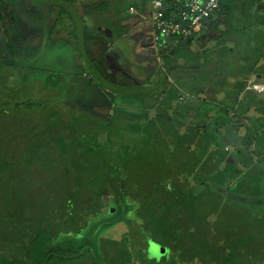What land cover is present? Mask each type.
Masks as SVG:
<instances>
[{
    "label": "trees",
    "instance_id": "1",
    "mask_svg": "<svg viewBox=\"0 0 264 264\" xmlns=\"http://www.w3.org/2000/svg\"><path fill=\"white\" fill-rule=\"evenodd\" d=\"M224 1L220 2L219 8L225 11L228 23L235 13L245 14L246 10L238 5L239 0H231L230 6H226ZM58 11L61 15L64 11L62 6ZM3 20L0 16V22ZM243 24L245 28L241 33L246 29L247 35L241 40L231 39L234 43L231 49L223 46L229 31L216 42L224 47L225 53L215 66H209L207 55L199 56L189 51L192 40L175 48L161 49V61L167 69L174 67L176 59L194 63L197 67L193 69L194 78L189 83L192 86L186 85L195 90L200 87L198 91L206 87L209 78L218 71L229 76L240 73L264 78V32L255 30L251 33V24ZM3 25L2 31L6 33L7 27ZM258 25H264L263 20L258 22L255 19L252 26L257 28ZM213 29H217V25H213ZM125 31L124 28L118 29V36L123 37ZM82 36L81 47L87 51L91 41L107 44L113 41V37L106 39L97 29L92 33L84 31ZM90 54L87 52L88 58ZM260 61L262 64L257 66ZM87 63L92 61L88 59ZM176 81L181 83L178 79ZM245 84L234 83L230 90L224 91L229 104L222 102V106L215 107L219 109L217 115L222 113L221 110L225 112L223 116L214 117L216 123L221 121L219 125L223 126V135L219 130L212 132L206 129L207 110L203 111L205 116L196 117L197 125L183 134L169 131L170 128L157 130L155 123H149V113L154 111L157 120H166V116L159 115L167 113L165 111H169L171 106L164 100L158 102V106L156 96L143 91L137 95L134 105L130 101L121 102L122 109L129 111L127 117L138 121L133 135L110 129L114 121L107 120L103 121V128L107 129V134H103L106 136L104 142L95 148H92L91 141L83 143L71 135L56 136L53 147L59 152L55 153L54 165L61 169L55 179L54 189L57 190L49 191L50 198L53 196L55 199L53 216L38 215L25 203L28 210L23 207L27 212L24 227L17 223V230L11 231L10 239L4 241L6 245H0V264H145L149 242L168 252L158 264L173 262L169 255L186 264H264V210L261 208L264 207L261 203L264 180L242 177L241 171L234 168V160L232 164L226 163L228 156L232 155L224 152L220 144H225L226 138H230L227 135L232 122L228 116L229 109L238 103ZM175 87L181 92L191 91L183 85ZM195 90L192 93L198 95ZM115 94L118 100L122 98L121 93ZM245 100L247 109L260 108L263 114L264 99L258 101L254 96L246 95ZM238 112L241 114L240 109ZM240 114L234 117L238 118ZM127 117L118 116L117 119L127 120ZM225 121L227 124L224 125ZM235 122L239 124V121ZM31 136L27 134L24 141L35 142ZM159 140H163V145L158 144ZM28 147L17 159L24 165L33 163L37 156L36 149ZM15 154L12 153L11 157ZM189 179L195 184L190 186ZM229 182H233L231 187ZM223 190H226L225 194H231L225 202L222 200ZM119 207L123 211L120 216L129 222L130 232L119 240L105 239L102 237L106 231L104 219L115 217ZM109 208L114 209L112 214ZM256 209L260 212L256 213ZM213 214L227 219L226 222L222 225L221 219L208 222ZM20 215L22 212L15 209L11 214L13 221L18 222ZM231 221L240 222L241 228L234 230ZM3 225L0 222V227ZM87 237L89 242L85 249L88 254H83L79 246L73 255L63 252L65 241L80 244Z\"/></svg>",
    "mask_w": 264,
    "mask_h": 264
},
{
    "label": "rangeland",
    "instance_id": "2",
    "mask_svg": "<svg viewBox=\"0 0 264 264\" xmlns=\"http://www.w3.org/2000/svg\"><path fill=\"white\" fill-rule=\"evenodd\" d=\"M0 1H4L1 2L0 7L4 6L7 10L5 6L8 5L9 12H13L18 20L16 21L18 24L15 25L14 17L9 15L5 17L6 22L8 21L6 33H3L1 28L4 22H0V211L2 214L0 222L4 224L0 227V245L4 246L6 245L4 241L10 239L11 231L17 230L18 224L24 227L26 210H28L25 203L38 215L53 216L55 199L53 196L50 198L49 191L55 190V179L61 169L54 165L55 153L59 152L53 147L56 136L71 135L83 143L91 141L92 148H95L104 142L106 136L103 137V134H107V129L105 131L103 127L107 120L114 121L110 129L116 132L121 131L122 134L133 135L138 121L127 117L129 111L122 109L123 103H121L129 102L131 96L127 88L133 84L139 86L135 91L132 89L137 95L143 91L152 92L156 96L157 105L158 102L164 100L167 105L171 106L166 114V120L163 119L165 121H160L159 118L157 120L153 111L149 113V123H155L157 130L170 128L169 131L175 130L181 134L190 129L193 123L191 116H186L184 111L189 103L199 108L202 107V101L211 102L213 95L209 96L210 90L205 87L204 92L200 93L197 98L192 93L193 88L187 86H192L189 83H192L193 69L197 67L194 63L189 64L187 60L176 59L174 67L167 69L161 61L163 52L160 50L163 42L148 48L144 35L150 33L149 0H71L66 5H62L64 3L60 0H52L55 5L61 3L60 6L64 10L61 15H58V8L51 7L54 10L52 13L45 14L43 11H36L35 16L28 12V9L26 14L22 11V6L29 5V0ZM85 1H89L90 4L88 7L85 6L86 8H81ZM230 1L226 0V5L230 6ZM260 1L239 0L238 2V5H245V14L251 17V22L256 18H264V12L255 8ZM97 7L100 9L96 10ZM130 9L136 14L129 15ZM19 14L22 19L19 18ZM83 15L84 18H82ZM127 16L129 18L125 19ZM21 20L23 23L20 24ZM242 21L243 14L235 13L231 23L227 26L224 23V17L220 16L217 23L218 28L215 30L212 28L208 34L204 35L200 43H197L196 39L192 40L189 51L193 54L207 53V50L214 48L215 43L222 34L225 35L226 31L229 33L225 36L224 46L231 49L234 44L232 38L241 40L247 35L246 29L243 34L241 33L245 28ZM250 24L249 29L253 33L257 28L252 26L253 23ZM96 28L109 29L113 41L108 44L98 41L96 47L93 50L90 49L91 54L88 58V51L82 49V43L81 46L75 44L73 36L78 33L82 36L84 31L92 33V30ZM121 28L126 29L123 37H119L117 33ZM141 43L144 45L141 46ZM115 51L121 56L118 53L115 54ZM169 55L171 56V53ZM88 59L92 63H87ZM198 63L201 65L202 57ZM177 79L181 82L180 84L176 81ZM176 85H183L191 91L181 92L176 89ZM117 92L123 93V99H117L115 95ZM248 94H243L244 98ZM137 95L136 100H138ZM198 99L200 103L196 101ZM180 108L182 114L175 115L174 112ZM118 116H126L127 120L123 118L118 120ZM255 116L258 115L252 112L243 120L230 117L231 130L235 128L236 134L244 137L245 134H250L252 142L242 144L243 151L241 150L239 154L232 142L235 137L229 138L228 140L232 141L227 145L230 148L229 155H232L235 169H239L243 174L247 167L244 163L248 161L256 166L258 176L264 180V154H260L264 146V130L262 129L264 120H255ZM236 120L239 124L234 123ZM124 125L127 126L124 127ZM219 128L222 130L223 126ZM27 134L32 135L36 143L25 142ZM167 135L169 136L168 133ZM88 136L90 139H87ZM248 136L244 138L246 142ZM162 141L159 140L158 144L163 145ZM220 144L223 145V143ZM28 146L36 149L37 156L33 163L24 165V162H18L17 159L24 155ZM168 148L171 149V146ZM12 153H16L14 157H11ZM246 172L249 178L257 179V172H251L249 169H246ZM198 179L201 178L198 177ZM193 184L195 182L189 179V185ZM232 185L233 182H229V186ZM59 192L61 193V190ZM225 193L226 190H223V202L231 196L230 193ZM58 200L61 198L59 197ZM261 203L264 205V195ZM261 208L264 210V207ZM15 209L22 212V215L17 218L18 222L13 221L14 217L11 216ZM121 209L119 207L115 217L104 219L106 231L102 237L105 239L119 240L122 235L130 232L128 220L120 216L123 213ZM254 211L260 212L259 209ZM106 212L105 209V215ZM220 219L221 225L227 220L222 217L217 218L213 214L207 221L212 223ZM46 221L47 219L44 220ZM231 223L234 230L241 228L240 222L231 221ZM210 228H212L211 225ZM88 242V237L80 241V244L68 240L63 244L62 250L73 255L77 253L76 251L79 250L77 246H79L83 254H88L85 249ZM149 247L146 258L148 261L146 260L145 264H158L161 257L168 253L165 250L162 254L161 248L151 242H149ZM168 257L173 262L169 260L170 262L166 264H186L176 261L173 256Z\"/></svg>",
    "mask_w": 264,
    "mask_h": 264
},
{
    "label": "crops",
    "instance_id": "3",
    "mask_svg": "<svg viewBox=\"0 0 264 264\" xmlns=\"http://www.w3.org/2000/svg\"><path fill=\"white\" fill-rule=\"evenodd\" d=\"M17 1H19V2H21V1H23V0H17ZM30 2H29V5H23L22 7H23V9H22V11H24L25 12V14L27 13V9H28V12H30L31 14H33L34 16H35V12L36 11H43L45 14H47V13H52L51 12V9L52 8H58L60 5H61V3H60V5L59 4H57V5H55L54 3H52V0H39L40 1V3H39V1L38 0H29ZM61 2H63L64 4H62V5H66L67 3H69L71 0H60ZM72 1H78V0H72ZM1 2H4V1H1ZM224 3H226V0L224 1ZM3 4V3H2ZM82 4V3H81ZM90 4V2L89 1H85L82 5H81V8L82 7H88V5ZM226 5V4H225ZM242 6L241 7H243L244 8V10H246V8H245V5H243V4H241ZM37 6V7H36ZM227 6V5H226ZM256 7L255 8H257V10L258 11H263L264 12V0H261L258 4H256L255 5ZM5 7H7V10L4 8V6H1L0 7V16L2 17V20H3V22H4V25H3V27H7V23H8V21L6 22V20L7 19H5V17L7 16V15H9V16H12V17H14V19H15V21H13V23H15V25H17L18 24V22H16V21H18V20H16V17H15V15H14V13L13 12H9L10 11V9H9V6L8 5H6ZM52 7V8H51ZM85 7V8H86ZM53 10V9H52ZM2 13V14H1ZM258 13H261V12H258ZM34 16H32V17H34ZM53 16V14L51 15V17ZM220 16H223L224 17V23H225V25H229L230 23H228L227 21H226V14H225V11L222 9V11H220V8H219V10H218V12L216 13V14H214V16L212 17V19L210 20V22H209V25H208V29L204 32V33H202V34H200V35H198V36H196L194 39H196L197 40V43H200V41H201V39L204 37V35H206V34H208V32L209 31H211L212 30V28H213V25H217V23H218V21H219V18H220ZM248 14H244L243 15V21H242V25H244L243 23H246V22H248L249 24L250 23H254V21L253 22H251L250 20H251V17L250 18H248ZM85 16L83 15V17L82 18H84ZM19 18H21L22 19V16L19 14ZM18 19V18H17ZM263 20V22H264V18H261V19H258V18H256V21H262ZM23 20H21L20 21V24L21 23H23L22 22ZM54 23H55V20H54ZM53 23V24H54ZM210 24H212L211 26H210ZM217 28H218V26H217ZM97 29V28H96ZM228 29V28H227ZM226 29V30H227ZM215 30V29H214ZM257 31L260 33H263L264 32V25H258L257 26ZM70 32H71V30H70ZM228 31H226L225 33H227ZM224 33V32H223ZM125 36V35H124ZM222 36H224L223 34H222ZM221 36V37H222ZM193 39V40H194ZM233 39V38H232ZM83 40V36H81V33H78L77 34V37H75L74 38V42H75V44H79V46H81V41ZM97 42L98 41H91L90 43H89V45H88V53H90V49L91 50H93V48H95L96 47V44H97ZM224 46V45H223ZM224 47H222V46H220L219 44H217V43H215V46H214V48H211V49H209V50H207L208 52L206 53V52H204V53H201V52H196L199 56H205V55H207L208 56V64H209V66L211 65V66H215V63H217V60H218V58L219 57H221V56H223L224 55V53H225V51H224V49H223ZM221 51V52H220ZM109 53H112V52H110L109 51ZM115 54H117L118 53V55H120V53L119 52H114ZM220 53H221V55H220ZM121 56V55H120ZM217 59V60H216ZM218 64V63H217ZM240 65H242L243 63L242 62H240L239 63ZM262 64V61H260L258 64H257V66H260ZM231 68V67H230ZM145 69V68H144ZM142 71V70H141ZM194 78V77H193ZM193 81V80H192ZM236 82H244V83H246L245 84V87L247 86V84L248 83H250V82H255L256 84H259V85H263L264 86V78H262L261 76H259V75H250V76H246V75H244V74H235V75H225V73L223 72H215V74L213 75V76H211L210 78H209V84L206 86V88H207V90H210V93H208V95L209 96H211V95H213V100L211 101V102H209V101H207L206 102V100L203 102L202 100V107H199V108H195L196 106H194V104L193 105H191L190 103H189V101H188V103H189V105L185 108V115L186 116H191V118H192V120H193V123H192V125H191V127L190 128H193V127H195V125H197V123H198V119H196V117L199 115V113H200V115L199 116H205V114L203 113V111L204 110H207L208 111V114L206 115V116H208L207 117V119H206V129L207 130H209V131H215V130H219L218 132H219V134L220 135H223L224 134V129H220L219 128V126H222V125H219V122H221V121H218L217 123L214 121V117L215 116H220V115H222V114H224L225 112H223L222 110H221V114L220 115H217V113H218V110L219 109H217V108H215L216 106H218V105H221L222 106V102H224V105L225 104H229V102L226 100V98H225V94H224V91L225 90H230L231 88H232V86H233V84L234 83H236ZM188 84V83H187ZM218 85V86H217ZM137 87H139V86H136V84H133V85H131V86H129L127 89L129 90V95L131 96L130 97V102H131V104L132 105H134L135 104V102H136V93L135 92H133L132 91V89L135 91L136 89H137ZM200 87H198V89H199ZM204 88L205 87H203L202 88V91L200 92V91H198V89L197 90H195L194 88H193V90H195V92L197 91V92H199L198 93V95H195V96H197V98H199V95H200V93H202V92H204ZM192 89V88H191ZM201 89V88H200ZM145 93H147V91L145 92ZM121 94H123V93H121ZM194 94V93H193ZM243 94H245V92L243 91L242 92V94H240L239 96L240 97H238V103L236 104V106H230L231 108L229 109V118L230 117H234V115H237V114H240L238 111H239V109H240V111H241V114H240V116H238V118L240 119V120H243V119H245L246 118V116H249L250 114H252V112L253 113H255V115H258V116H255L254 118H255V120H264V111H263V114H262V111L260 110V108L259 109H253V108H251V109H247V107H248V102H244V101H246L245 100V98H244V95ZM116 95V94H115ZM178 95V94H177ZM176 95V98L178 97ZM202 95V94H201ZM249 95V97H252V96H254L258 101H261L262 99H264V93H262V94H252V93H249L248 94ZM256 95V96H255ZM260 95H262L261 97H260ZM116 97H117V95H116ZM117 99H118V97H117ZM177 100H178V98H177ZM191 100V99H190ZM194 100V99H193ZM196 101H198L199 103H200V100L198 99V100H196ZM241 101V103H239ZM244 102V105H242V103ZM160 103V102H159ZM183 104L184 103H186V102H182ZM223 105V106H224ZM158 106H160V105H158ZM212 106H214V107H212ZM132 107V106H131ZM134 108V107H133ZM203 109V110H202ZM222 109V108H221ZM246 110V111H245ZM257 110V111H256ZM170 111V110H169ZM165 112H168V111H165ZM182 112V110H181V108H180V110H177L176 112H174V114L176 115H180V114H182L181 113ZM236 112V113H235ZM244 112H246V113H244ZM150 113H153V111H151ZM180 113V114H179ZM167 113H164V114H161V115H159V116H167L166 115ZM148 116H150V114L148 115ZM223 116V115H222ZM220 119V118H219ZM218 119V120H219ZM217 124H218V127H217ZM258 125L260 124L259 122L257 123ZM250 127V126H249ZM251 128V127H250ZM262 128V127H261ZM263 130H264V128H262ZM228 131H229V133L227 134L228 135V137H232V138H234L233 139V141L230 139V140H228L227 138H226V143L225 144H223V151L224 152H226L227 154H230V148H229V146L227 145V143H229V142H233V144H234V146L236 147V151H237V153L239 154V153H241V150L243 151V145L242 144H247V143H251L252 141H251V135L250 134H245V137H247L248 135V140H247V142L245 141V137L244 136H240L239 134H236V132H235V128L234 129H232L231 130V127H229L228 128ZM239 133V132H238ZM230 135V136H229ZM214 148H211L210 150H213ZM260 154H264V146H263V149H261L260 150ZM229 157V156H228ZM232 157V156H231ZM245 165L244 166H247L246 168H245V170H244V172H243V174H241V176L243 177H246V176H248V174H247V172H246V169H249L251 172H254V173H256V175H257V179L258 180H260L259 178H260V176H258V174H259V172H258V169L256 170V166L253 164V163H249L248 161L247 162H245L244 163ZM240 176V177H241ZM250 177H253V176H250ZM251 179V178H250ZM234 198H236V197H234Z\"/></svg>",
    "mask_w": 264,
    "mask_h": 264
},
{
    "label": "built area",
    "instance_id": "4",
    "mask_svg": "<svg viewBox=\"0 0 264 264\" xmlns=\"http://www.w3.org/2000/svg\"><path fill=\"white\" fill-rule=\"evenodd\" d=\"M222 0H149L148 20L153 42L161 49L184 45L188 40L204 33ZM128 14L133 16L132 9ZM245 92L261 94L264 86L250 82Z\"/></svg>",
    "mask_w": 264,
    "mask_h": 264
},
{
    "label": "water",
    "instance_id": "5",
    "mask_svg": "<svg viewBox=\"0 0 264 264\" xmlns=\"http://www.w3.org/2000/svg\"><path fill=\"white\" fill-rule=\"evenodd\" d=\"M97 32L99 34H101L104 38L111 40L112 39V34L111 31L109 29H101V28H97ZM150 40H152V38H150ZM226 163H233V159L231 156H229L226 160ZM109 213L112 214L114 212V209L109 208ZM161 253L164 254L165 253V249H161Z\"/></svg>",
    "mask_w": 264,
    "mask_h": 264
},
{
    "label": "flooded vegetation",
    "instance_id": "6",
    "mask_svg": "<svg viewBox=\"0 0 264 264\" xmlns=\"http://www.w3.org/2000/svg\"><path fill=\"white\" fill-rule=\"evenodd\" d=\"M144 36H145V42L147 43L146 45L149 46L148 48H150V47L152 48L155 45V43L152 40H150V38H152V36H153L152 32H151V29H150V33L146 34ZM138 39L140 40V36H138ZM142 45H144V44L141 43V46ZM142 49H144V48H142ZM252 94H254V93H252Z\"/></svg>",
    "mask_w": 264,
    "mask_h": 264
},
{
    "label": "clouds",
    "instance_id": "7",
    "mask_svg": "<svg viewBox=\"0 0 264 264\" xmlns=\"http://www.w3.org/2000/svg\"><path fill=\"white\" fill-rule=\"evenodd\" d=\"M193 39H194V38H193ZM193 39H192V40H193ZM152 41H153V38H152ZM160 51H161V50H160ZM261 94H262V93H261ZM256 95H257V94H256Z\"/></svg>",
    "mask_w": 264,
    "mask_h": 264
}]
</instances>
